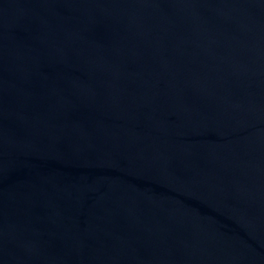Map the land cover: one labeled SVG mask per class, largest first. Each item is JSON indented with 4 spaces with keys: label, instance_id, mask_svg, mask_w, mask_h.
<instances>
[{
    "label": "water",
    "instance_id": "obj_1",
    "mask_svg": "<svg viewBox=\"0 0 264 264\" xmlns=\"http://www.w3.org/2000/svg\"><path fill=\"white\" fill-rule=\"evenodd\" d=\"M0 264H264V0H0Z\"/></svg>",
    "mask_w": 264,
    "mask_h": 264
}]
</instances>
